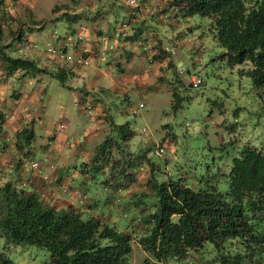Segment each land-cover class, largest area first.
<instances>
[{"label":"trees","instance_id":"trees-1","mask_svg":"<svg viewBox=\"0 0 264 264\" xmlns=\"http://www.w3.org/2000/svg\"><path fill=\"white\" fill-rule=\"evenodd\" d=\"M149 1L155 12L146 16L145 21L158 16L166 24V17L181 22L193 14L206 16L209 22L205 29L223 48L219 58L229 66L240 65L239 73L246 75L254 88L264 91V0H163V4L159 0ZM6 3L0 0V67L5 74L18 68L32 75L39 70L45 72L33 57L6 50L2 37L13 41L20 38ZM62 15L68 25L78 17L77 12ZM124 19L123 16L120 21ZM140 21L130 22L127 34L120 36L125 42L145 47L140 45L139 38L146 28L144 19ZM154 36L158 43L151 46V59L163 60L161 52L167 50ZM194 45L188 52L202 54L203 45ZM166 59L162 68L166 74H160V79L171 85V103L177 107L182 98L179 92L198 87L203 79L193 86L191 75L200 74L190 67L179 72L176 59L171 56ZM196 63L200 60L192 64ZM78 65L82 62H76L73 56L49 72L65 84ZM185 73L189 79L183 78ZM100 90L103 93L100 99L108 108L116 97L127 102L130 99L116 88L102 86ZM104 117L105 131L109 130V134L94 145L87 157L84 154L79 157L80 164H66L75 168L73 187H77L80 196L87 195L89 199L84 208L78 200L65 203L53 198L43 174V191L29 183L32 167L28 168L26 161L35 154L34 130L28 126L18 130L11 145L5 124L7 115L0 106V237L4 239L0 244V264H15L9 248L22 243L45 248L51 264H264V146L244 144L227 169L216 158L208 160L200 172L194 171L191 179L185 173L170 172V167L164 164L165 155V168L156 156L149 161V190L122 196L121 205H111L106 201L109 192L104 182L116 170L112 147L123 148L134 131L129 122H116L110 113ZM113 131L115 134H111ZM83 138L86 139L85 133ZM84 139L81 143L88 145ZM81 143L73 151H81ZM158 149L165 151L162 146ZM71 154L76 157V152ZM144 154L142 149L135 156ZM173 156L177 159L174 153ZM99 174L103 178L104 199L90 189V183ZM221 181L225 182L224 189L219 186ZM134 245L143 252L138 263L132 261ZM199 256L202 258L198 259Z\"/></svg>","mask_w":264,"mask_h":264},{"label":"rangeland","instance_id":"rangeland-1","mask_svg":"<svg viewBox=\"0 0 264 264\" xmlns=\"http://www.w3.org/2000/svg\"><path fill=\"white\" fill-rule=\"evenodd\" d=\"M6 1L7 10L13 8V4H18L16 0ZM107 1L113 4V8L107 15L100 10L96 11L92 17L95 23L91 33L102 35L104 40L107 37L109 39L116 34L114 29L123 16L128 25L130 18H134L132 22L144 19L146 29L139 39L140 45L145 47H138V43L132 41L125 42L120 35H115L117 42L110 40L113 45L111 51L119 52L113 58L105 55L101 59L96 46L81 54H72L70 42L66 41L69 25L62 15L69 12L66 10L57 16L54 14L57 6L63 8L61 0H34L33 4L28 0L19 1L23 9L13 17V27L19 29L20 38L13 41L2 37L6 50L33 57L36 64L46 70H39L32 75L18 68L5 74L0 67V106L7 115L5 124L10 144L16 140L15 133L24 127H32L35 133L32 143L35 154L26 161L27 167H32L28 180L32 186L42 190L43 174L53 198L65 203L78 200L85 208L89 199L87 195L80 196L77 187H73L75 168H68L66 164L69 162L77 165L82 161L81 157H73L71 154H77L73 150L82 134L86 133L90 138L88 145L81 143L84 138L79 141L81 155L86 157L94 145L104 139L109 132L105 131L107 123L104 115L109 113L116 122H129L134 131L123 148L112 147L113 158L117 160L116 170L113 177L104 182L109 192L106 201L111 205H121L122 196H133L149 190V161L156 156L164 167L165 155L164 164L170 167V172H182L191 179L194 171L200 172L208 160L216 158L219 165L227 169L231 158L239 153L244 144L264 146V91L254 88L249 78L239 73L240 65L229 66L219 58L223 48L205 29L209 22L206 16L193 14L181 22L166 17V27L158 16L155 17L157 20L148 17L145 21L146 16L155 12L149 0H139V5L132 9L117 0L101 3L106 5ZM159 2L163 4V0ZM66 4L65 9L72 7L68 1ZM109 18L113 22L117 19V24L112 28ZM153 33L161 40L159 44L167 50L161 52L163 60L151 59V46L157 42ZM76 37L82 36L78 34ZM195 43L203 45L202 54L191 55L188 52L192 51ZM125 44L127 48L134 49H125ZM92 53L97 55L94 67H74L73 72L77 75L74 73V76H69L65 84L49 72L57 64H63L67 58L70 60L74 56L76 59L79 55L93 57ZM168 56L176 59L179 72H185L184 67H190L203 78L198 87L179 92L182 98L177 107L171 103V85L160 79L161 75L166 74L162 68ZM197 59L200 63L192 64ZM110 61L113 64L110 65ZM182 76L189 79L186 73ZM109 84L120 94H126L129 101L116 97L109 108L103 104L100 88ZM104 94L108 100V95ZM140 102L143 104L140 105ZM58 133L62 136L61 142L55 139ZM111 134H115L114 131ZM160 146L164 152L159 151ZM142 149L145 150L144 156L136 157L135 153ZM172 152L177 159H173ZM101 177V174L95 176L90 189L97 191L104 199ZM219 186L224 189L225 182L221 181ZM3 242L4 239L0 237V244ZM9 255L15 264H51L48 251L32 244H12ZM142 256L143 252L134 245L133 263H138Z\"/></svg>","mask_w":264,"mask_h":264},{"label":"crops","instance_id":"crops-1","mask_svg":"<svg viewBox=\"0 0 264 264\" xmlns=\"http://www.w3.org/2000/svg\"><path fill=\"white\" fill-rule=\"evenodd\" d=\"M19 1L22 2L24 0H16V2L18 4L17 3H16L17 5L13 4L14 7L9 9L11 15H13V16L19 15L20 14V10L23 9V7L21 6V4H19L20 3ZM28 1L33 4V1L34 0H28ZM35 1H38V0H35ZM66 1H68V4H71V6H72L71 8L70 7L68 9H65L64 8L65 6H67ZM105 1L106 0H103L101 2H105ZM101 2L99 0H65V1H62L61 0L60 3H62L63 8H60L59 7V9H57L56 11H54V14L56 16L59 15L61 13V11H66V10L69 13H71V14H74L75 12L78 13V17H76V19L72 20L71 21V24L69 23V26H68L69 27V30L68 31H69L70 34L67 33L68 36H67V39H66L67 42L68 41L70 42V48L72 50V53H76L77 52V53H80L81 54L82 51H86V49H90V48H93L94 46H96V47H98V49L100 51L99 57H101V59H104L105 58V55L107 57L109 56L111 58L117 56V53L119 52V50L118 51H115V52L113 50L111 51L113 45L111 44L112 41H110V40H113V41H116L117 42V40L114 38L116 34L113 35L111 38L109 37V39H108V37H107L104 40V38L102 37V35L100 36V34H93V33H91V31L93 30V25L95 23V21H93V18L92 17L96 13V11L100 10L101 12H104L107 15V12H109L113 8V6H112L113 4L112 3H110V2L107 1L108 4L105 5V4L101 3ZM83 10H84V12H82ZM33 11H35V10H33ZM130 20L131 21H129V23L132 22L134 20V18L133 19L130 18ZM116 21H117V19L113 22L109 18L110 28H112L114 25L117 24ZM84 22L87 23V24H84L83 25ZM72 23H73V25H72ZM76 27H78V28L76 29ZM78 34H80V36H82L81 38H83V39L77 38L79 40H75V37ZM108 44H109V46H108ZM130 45H132V44L130 43ZM124 48L125 49H128V50H133L134 49V48H130V49L127 48V44L124 45ZM104 52H106V53L104 54ZM93 55L95 57L97 56L96 54H93ZM116 58H118V57H116ZM101 59H99V60H101ZM111 64H113V61H110V65ZM96 65H97V63H96ZM99 65H101V64H99ZM90 66H93L94 67L93 61H91L88 64L78 65L77 68H84V67L85 68L86 67L89 68ZM98 70H99V66H98ZM116 86H117V84H116ZM106 87L111 88V89L113 88V86L110 85V84L107 85ZM87 130H90V128H88ZM85 135H86V133H85ZM55 139L58 142H61V140H62L61 134L60 133L56 134ZM89 140H90V138L88 136H86V141L88 142ZM78 142H76V143H78ZM81 153L82 152L79 151L75 156L76 157H80V156H82ZM73 175L76 176V174H73Z\"/></svg>","mask_w":264,"mask_h":264},{"label":"built area","instance_id":"built-area-1","mask_svg":"<svg viewBox=\"0 0 264 264\" xmlns=\"http://www.w3.org/2000/svg\"><path fill=\"white\" fill-rule=\"evenodd\" d=\"M117 1L124 4L129 9H132V8L139 5V0H117ZM128 26L129 25H128L126 20L120 21L117 28L114 29L115 30L114 32L116 33V35H122L123 36V35L127 34L126 30H127ZM75 61L76 62H82V64H88L92 61V56L84 57L83 55H79L75 59ZM202 79L203 78L196 73H193L190 77V81H191V84L193 86L199 85L202 82ZM139 104L142 105L143 103L140 102Z\"/></svg>","mask_w":264,"mask_h":264}]
</instances>
